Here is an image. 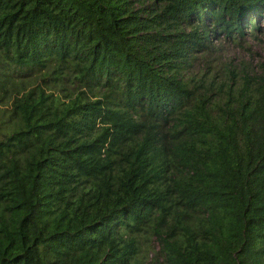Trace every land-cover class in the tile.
Masks as SVG:
<instances>
[{
  "label": "trees",
  "instance_id": "1",
  "mask_svg": "<svg viewBox=\"0 0 264 264\" xmlns=\"http://www.w3.org/2000/svg\"><path fill=\"white\" fill-rule=\"evenodd\" d=\"M260 18L0 0V264H264V73L188 79L211 33L244 47Z\"/></svg>",
  "mask_w": 264,
  "mask_h": 264
},
{
  "label": "rangeland",
  "instance_id": "2",
  "mask_svg": "<svg viewBox=\"0 0 264 264\" xmlns=\"http://www.w3.org/2000/svg\"><path fill=\"white\" fill-rule=\"evenodd\" d=\"M262 30L249 34L246 44L236 46L233 41L223 39V35L214 36L211 33V42L215 47V52L204 60L195 63L194 70H191L188 79L202 82L206 78H211L212 82H217L216 88L212 89V96H216L217 88L225 84L230 88H235L240 82V78L245 75L253 77L264 73V19H258ZM66 89L72 90V86L64 81ZM58 85L50 87L56 92ZM65 92V91H64ZM67 92V90H66ZM65 92V93H66Z\"/></svg>",
  "mask_w": 264,
  "mask_h": 264
}]
</instances>
